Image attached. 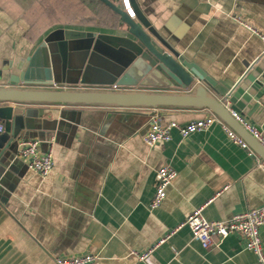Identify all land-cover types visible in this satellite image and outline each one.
Here are the masks:
<instances>
[{
    "label": "crops",
    "instance_id": "1",
    "mask_svg": "<svg viewBox=\"0 0 264 264\" xmlns=\"http://www.w3.org/2000/svg\"><path fill=\"white\" fill-rule=\"evenodd\" d=\"M136 2L158 34L205 72L222 98L264 50L233 19L264 34V0ZM58 4L66 17L58 15ZM104 6L98 0H0V86L7 85L14 61L44 43L50 88L113 89L109 83L121 69L123 51L88 39L66 41L61 34L122 35L118 16ZM212 8L218 12L210 16ZM24 108L16 140L36 139L42 151L49 140L53 168L45 177L28 170L15 158V141L1 154L0 264H55L56 256L83 253L96 256L93 264H256L239 235L205 250L183 224L209 201L202 214L210 222L264 205V162L232 142L218 122L187 138L172 130L169 142L153 147L142 140L152 120L184 126L207 110ZM163 165L177 176L162 204L151 210L155 173ZM260 237L264 248V225ZM134 253L149 256L140 260Z\"/></svg>",
    "mask_w": 264,
    "mask_h": 264
},
{
    "label": "water",
    "instance_id": "2",
    "mask_svg": "<svg viewBox=\"0 0 264 264\" xmlns=\"http://www.w3.org/2000/svg\"><path fill=\"white\" fill-rule=\"evenodd\" d=\"M98 1L118 16L122 35L79 30H62L61 34L66 41L88 39L121 49V69L109 83L116 89L50 88V62L42 43L32 55L10 65L7 85L0 86V121L4 125L0 134V156L12 142L18 143L16 132L22 124L20 120L25 117V106L60 104L70 107L207 110L235 131L264 162V147L230 113L233 111L251 120L264 138V57L260 56L247 68L223 99L205 72L184 60L158 34L136 0H129L134 18L129 16L121 2ZM136 87L140 90L130 89Z\"/></svg>",
    "mask_w": 264,
    "mask_h": 264
},
{
    "label": "built area",
    "instance_id": "3",
    "mask_svg": "<svg viewBox=\"0 0 264 264\" xmlns=\"http://www.w3.org/2000/svg\"><path fill=\"white\" fill-rule=\"evenodd\" d=\"M120 2L129 16L134 18V13L129 0H120ZM217 12L218 10L216 8H212L210 16L215 15ZM233 19L242 27L247 29L251 34L258 37L264 44V34L260 33L251 25L243 22L238 16H233ZM260 56L262 58L264 57V50ZM113 89H116V86H113ZM230 113L235 121L238 122V124L262 147H264V138L254 124L247 121L238 113L233 111H230ZM215 122H218L222 126V129L232 142L240 146L242 149L248 150L249 154H253V151L249 149L248 145L235 131L209 111L202 119L192 121L184 126H181L174 121L163 125L159 120H152L142 140L146 146L153 147L158 143L169 142L171 140L172 130L178 131L182 138H187L196 132L209 128ZM3 130L4 125L0 121V134ZM40 145V141L36 139L18 140L15 158L21 161L28 170L45 177L52 171L53 168L52 146L48 141L47 149L42 151L40 149ZM176 176V171L168 165H163L156 170L155 192L149 204V208L151 210L157 209L165 200L167 189ZM227 189L228 186L224 187L215 194L213 199L218 197L224 190ZM210 202L211 201L208 203ZM207 204L193 210V212L187 216L183 224L189 228L192 238L199 242L203 249L208 250L211 248H217L221 244L222 240L229 235H239L244 241V249L254 255L255 263L264 264V248L260 237V229L264 225V205L236 213L226 220L210 222L207 221L202 214V211ZM176 229H179V227ZM149 253L141 255L134 253V255L140 260H145L148 258ZM53 259L55 264H93L97 258L91 253H83L69 256H56Z\"/></svg>",
    "mask_w": 264,
    "mask_h": 264
},
{
    "label": "rangeland",
    "instance_id": "4",
    "mask_svg": "<svg viewBox=\"0 0 264 264\" xmlns=\"http://www.w3.org/2000/svg\"><path fill=\"white\" fill-rule=\"evenodd\" d=\"M55 1V3H61V0H54ZM56 11L58 12V15L59 16H65L66 17V15H65V9H64V7L62 6V5H56Z\"/></svg>",
    "mask_w": 264,
    "mask_h": 264
},
{
    "label": "trees",
    "instance_id": "5",
    "mask_svg": "<svg viewBox=\"0 0 264 264\" xmlns=\"http://www.w3.org/2000/svg\"><path fill=\"white\" fill-rule=\"evenodd\" d=\"M105 8H107V10H109L111 12V14L113 15L114 18H117V15H115L108 7L104 6Z\"/></svg>",
    "mask_w": 264,
    "mask_h": 264
}]
</instances>
